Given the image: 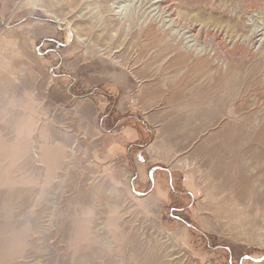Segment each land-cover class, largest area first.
I'll use <instances>...</instances> for the list:
<instances>
[{
	"label": "rangeland",
	"instance_id": "obj_1",
	"mask_svg": "<svg viewBox=\"0 0 264 264\" xmlns=\"http://www.w3.org/2000/svg\"><path fill=\"white\" fill-rule=\"evenodd\" d=\"M0 264H264V0H0Z\"/></svg>",
	"mask_w": 264,
	"mask_h": 264
}]
</instances>
